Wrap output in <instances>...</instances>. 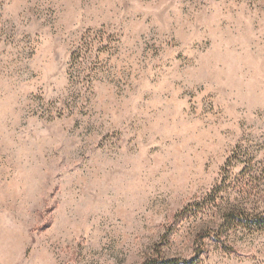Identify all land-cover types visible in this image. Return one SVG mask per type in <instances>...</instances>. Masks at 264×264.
<instances>
[{
    "label": "rangeland",
    "instance_id": "374dc122",
    "mask_svg": "<svg viewBox=\"0 0 264 264\" xmlns=\"http://www.w3.org/2000/svg\"><path fill=\"white\" fill-rule=\"evenodd\" d=\"M248 161L264 0H0V264H264Z\"/></svg>",
    "mask_w": 264,
    "mask_h": 264
},
{
    "label": "trees",
    "instance_id": "16d2710c",
    "mask_svg": "<svg viewBox=\"0 0 264 264\" xmlns=\"http://www.w3.org/2000/svg\"><path fill=\"white\" fill-rule=\"evenodd\" d=\"M247 169L251 172V184L256 180L262 181L264 180V163L261 165H257L252 161L247 162ZM227 179L223 180V183L220 188H218L213 194L209 197V202L207 203H216L219 197H221V190L223 186L225 187ZM243 200H239L238 203L235 204H227L224 207L223 212L221 213L222 222L221 228H237L239 226L246 227L248 229H257L264 230V210L258 212L259 207L261 205H257L259 200L254 201V203H250V207H246ZM250 202V201H249ZM208 204V205H209ZM202 207V206H201Z\"/></svg>",
    "mask_w": 264,
    "mask_h": 264
}]
</instances>
